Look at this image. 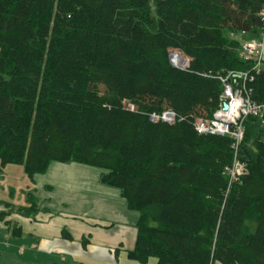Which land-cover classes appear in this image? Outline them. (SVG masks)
Wrapping results in <instances>:
<instances>
[{
    "label": "trees",
    "instance_id": "1",
    "mask_svg": "<svg viewBox=\"0 0 264 264\" xmlns=\"http://www.w3.org/2000/svg\"><path fill=\"white\" fill-rule=\"evenodd\" d=\"M263 3L0 0V171L102 169L138 212L125 254L138 264H264V121L242 122L233 181L231 139L194 125L218 107L219 76L250 69L233 34L259 36ZM174 50L187 68L171 65ZM249 85L264 101V73ZM27 196L17 209L32 215Z\"/></svg>",
    "mask_w": 264,
    "mask_h": 264
},
{
    "label": "crops",
    "instance_id": "2",
    "mask_svg": "<svg viewBox=\"0 0 264 264\" xmlns=\"http://www.w3.org/2000/svg\"><path fill=\"white\" fill-rule=\"evenodd\" d=\"M255 36L233 34L240 45ZM22 169L7 164L0 171V264H132L124 258L135 244L138 212L99 182L102 169L56 161L32 177ZM27 195L35 198L32 215L18 211L29 205Z\"/></svg>",
    "mask_w": 264,
    "mask_h": 264
},
{
    "label": "built area",
    "instance_id": "3",
    "mask_svg": "<svg viewBox=\"0 0 264 264\" xmlns=\"http://www.w3.org/2000/svg\"><path fill=\"white\" fill-rule=\"evenodd\" d=\"M260 34L256 39L249 40L241 45L239 56L241 59L251 62L248 70L239 72H227L224 76H219L222 90L219 94L218 107L213 111L212 117L200 118L195 122V130L203 134H215L227 136L231 139L233 149V159L230 166L226 167L229 180H237L239 176L245 173V166L238 161L237 148L243 139V123L247 117H255L261 122L264 121V101H257L253 96V87L249 85L260 73V64L262 61V45L264 44V3L260 7ZM169 62L178 69H185L188 66V58L180 52L174 50L169 53ZM226 103V108L222 105ZM158 116L152 115L153 121L158 120ZM162 120L172 122L174 113L165 111L162 113Z\"/></svg>",
    "mask_w": 264,
    "mask_h": 264
},
{
    "label": "rangeland",
    "instance_id": "4",
    "mask_svg": "<svg viewBox=\"0 0 264 264\" xmlns=\"http://www.w3.org/2000/svg\"><path fill=\"white\" fill-rule=\"evenodd\" d=\"M264 135V134H263ZM263 140H264V136H263ZM125 260L124 261H126V263H132V264H138L137 262H135L134 260H130V259H127V258H124ZM155 260L153 259V258H151L150 260H149V262L150 263H152V262H154Z\"/></svg>",
    "mask_w": 264,
    "mask_h": 264
},
{
    "label": "water",
    "instance_id": "5",
    "mask_svg": "<svg viewBox=\"0 0 264 264\" xmlns=\"http://www.w3.org/2000/svg\"><path fill=\"white\" fill-rule=\"evenodd\" d=\"M226 106H227L226 103H223L222 108L225 109Z\"/></svg>",
    "mask_w": 264,
    "mask_h": 264
}]
</instances>
